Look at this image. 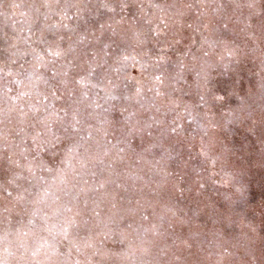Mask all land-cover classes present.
I'll list each match as a JSON object with an SVG mask.
<instances>
[{"label": "rangeland", "instance_id": "374dc122", "mask_svg": "<svg viewBox=\"0 0 264 264\" xmlns=\"http://www.w3.org/2000/svg\"><path fill=\"white\" fill-rule=\"evenodd\" d=\"M0 264H264V0H0Z\"/></svg>", "mask_w": 264, "mask_h": 264}]
</instances>
